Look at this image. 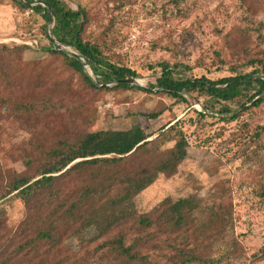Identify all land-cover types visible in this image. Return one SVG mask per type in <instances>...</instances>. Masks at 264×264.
Instances as JSON below:
<instances>
[{"label": "rangeland", "instance_id": "rangeland-1", "mask_svg": "<svg viewBox=\"0 0 264 264\" xmlns=\"http://www.w3.org/2000/svg\"><path fill=\"white\" fill-rule=\"evenodd\" d=\"M83 2L92 16L87 34L97 36L110 18L115 20V52L122 64L139 74L137 83L143 88L155 83L158 65L164 62H180L192 67L197 77L203 75L211 80L235 75L234 70L242 74L264 70V11L252 19L251 25L245 20L239 0H130L122 9L113 11V0ZM32 18L30 10L21 11L13 8L9 0H0V44L28 46L23 52L25 61H45L48 43L39 28L31 25ZM87 93L74 87L60 105V116L34 119V124L41 127L32 131L28 125V133L22 124L0 117V163L23 172L22 166L14 163V151L25 140L57 137L65 128L63 115L70 116L72 111L77 116L75 106L90 112V132L109 131L92 135L86 146L129 143L131 135L121 131L134 122L135 119L124 121L131 113L148 134L170 122H184L189 144L187 157L176 168L162 173L160 163L170 155L171 144L160 146L153 142L123 163L73 171L52 185L33 191L24 203L12 200L1 204L5 213L0 217V232L14 228L24 217L33 227L44 229L51 224L48 215L72 213L78 204V213L73 211L76 221L65 238L70 239L77 232L91 237L97 233L93 225L101 228L109 222L106 204L115 196L124 197L125 212H151L164 229L176 232L178 220L170 205L157 208L158 205L166 199L176 201L197 195L202 202L196 225H189L190 232L185 237L180 231L174 234L177 241L162 242V250L153 255L155 261L165 263L161 256L169 254L166 246L184 247L179 242L184 239L186 250L204 257H229L233 264H264L259 253L264 248V199L259 197L255 184L257 168L250 166L245 157L256 145L262 146V142L254 140L253 130L257 126L264 128V105L258 110L240 112L238 119L226 123L215 114L200 118L196 112H201L202 106L191 101L177 104L169 97L135 92L99 97ZM253 93L243 90L241 96L225 105L237 111ZM216 110L220 107L215 106L213 112ZM160 111L162 115L154 120L139 115ZM245 126L249 128L247 133ZM142 186L147 187L134 195ZM213 213L223 216L221 222L211 221ZM72 241L70 245L78 247V241Z\"/></svg>", "mask_w": 264, "mask_h": 264}, {"label": "trees", "instance_id": "trees-1", "mask_svg": "<svg viewBox=\"0 0 264 264\" xmlns=\"http://www.w3.org/2000/svg\"><path fill=\"white\" fill-rule=\"evenodd\" d=\"M66 1L75 9L64 0H9L13 8L30 10L34 17L31 25L39 28L48 43V58L45 61H25L23 52L28 46L0 44V117L22 124L27 133L28 125L32 131L41 127L34 124V119H57L61 103L74 87L96 97L135 92L169 97L177 104L191 101L202 106L201 112L194 111L200 118L215 114L226 123L238 119L240 112L258 110L264 105V70L248 74L234 70L235 75L211 80L203 75L197 77L192 67L180 62H164L158 65L160 71L155 74L154 84L146 88L130 84L140 76L122 64L115 52L118 49L117 38L112 34L115 20L110 18L100 34L92 36L87 34L92 23L90 9L83 0ZM129 1L113 0L111 11L122 9ZM239 3L246 13V22L251 25L252 19L264 11V0H239ZM105 7H108L107 3ZM107 11H110L109 8ZM39 20L42 21L41 26ZM215 57L220 60L218 54ZM243 90L254 93L239 110L228 108L225 104L241 96ZM215 106H219L220 110L213 112ZM74 109L75 112L78 110L77 116L72 111L70 116L63 115L65 128L57 137L50 135L47 141L25 140L14 151V163L20 164L23 172L18 173L0 163V205L12 200L24 203L33 191L50 186L73 171L88 166L123 163L129 157H136L153 142L160 146L171 144L170 155L160 163L162 173L176 168L187 157L189 144L182 121L170 122L156 133L148 134L137 122L138 118L129 113L124 121L130 123L131 119L135 120L130 123L129 129L121 131L131 135L129 143L86 146L92 135L109 131L90 132V112L84 107L75 106ZM162 113L139 115L154 120ZM248 130L245 126L246 133ZM263 132V126L253 130L254 140L262 142V146L250 139L256 148L245 157L250 166L257 168L255 184L259 197L264 199ZM146 187L137 189L134 195ZM123 198L115 196L107 202L109 222L101 228L93 225L98 230L91 237L77 232L70 239L65 238L76 221L74 212L78 213V204H75L77 206L73 207L72 213L64 211L48 215L51 224L44 229L33 227L24 217L14 228L0 232V264H160L153 257L154 253L162 250L160 244L177 241L178 236L174 234L180 231L185 237L190 232L189 225H196V213L201 209L202 202L197 195L161 202L157 208L169 204L178 220L176 232H171L164 229L151 212H125ZM4 213L0 206V217ZM213 217L211 221L221 222L223 216L213 213ZM72 239L78 241V247L70 245ZM179 242L184 247L166 246L170 251L169 254H162L165 259L163 264H233L229 257H204L191 249L186 250L187 241L184 239ZM259 253L264 258V248Z\"/></svg>", "mask_w": 264, "mask_h": 264}, {"label": "water", "instance_id": "water-1", "mask_svg": "<svg viewBox=\"0 0 264 264\" xmlns=\"http://www.w3.org/2000/svg\"><path fill=\"white\" fill-rule=\"evenodd\" d=\"M129 83L132 84V85H134V84H135V85H139V84L137 83V81H130Z\"/></svg>", "mask_w": 264, "mask_h": 264}]
</instances>
